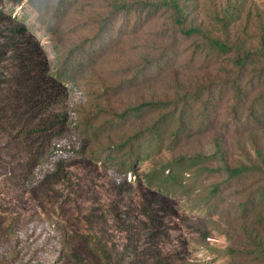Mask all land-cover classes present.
<instances>
[{
	"label": "rangeland",
	"instance_id": "374dc122",
	"mask_svg": "<svg viewBox=\"0 0 264 264\" xmlns=\"http://www.w3.org/2000/svg\"><path fill=\"white\" fill-rule=\"evenodd\" d=\"M17 1L0 0V264L251 263L231 250L247 238L241 230L264 238V224L253 226L264 212L263 183L250 175L227 181L214 142L219 140L231 167L264 159V77L257 78L264 65L247 69L240 82L244 102L235 118V71L228 62L234 55H214L204 45L194 52L181 38L171 45L164 14L150 24L144 15L137 20L119 14L107 24L115 33L112 47L95 65L60 79L53 56L62 62L101 41L98 23L108 18L112 0H77L63 9L49 0ZM248 6L254 17L226 31L210 27V38L233 44L241 38L246 48L256 49L264 32V0H250ZM161 53L168 65L131 87L143 55ZM200 89L198 98L191 95ZM143 102L155 107L99 131V124L116 122L126 108ZM178 110L189 136L167 138L131 173L117 163L105 169V156L113 157L127 138L145 136L152 123L179 125ZM82 121L91 127L86 130ZM64 141L81 147L85 158L47 169L43 160ZM175 163L167 193L156 183L165 180L162 169ZM31 176L40 178L37 185L28 183ZM257 192L261 207L243 217L242 203Z\"/></svg>",
	"mask_w": 264,
	"mask_h": 264
},
{
	"label": "trees",
	"instance_id": "16d2710c",
	"mask_svg": "<svg viewBox=\"0 0 264 264\" xmlns=\"http://www.w3.org/2000/svg\"><path fill=\"white\" fill-rule=\"evenodd\" d=\"M46 2V0H42ZM55 2V7L63 9L68 5L75 3L77 0H49ZM18 3L21 0L17 1ZM29 5L37 2V0H27ZM250 0H159L157 3L151 1H141L138 0L134 4L121 3L119 0H112L109 7H111V12L103 22L98 23V32H102L104 37L101 41H98L94 45L89 44L85 47L79 48V56L66 57L62 62L60 58L55 55L53 60L57 63L56 71L57 76L60 79L67 80L69 76L77 73L78 71L87 69L88 67L95 65L97 61L100 60L99 55H103L108 51L112 45L115 43V33L112 28L108 30V22H114L119 14H124L125 16L136 15L137 20L141 19L142 16H146L147 23H151L155 19H159V15H165L169 21L171 27V35H167L171 39V45L177 43V39H185L190 41L191 45L194 46V52H196L200 47L207 46L210 48L211 53L214 55H234L232 58L228 59L229 65L235 71L234 77L231 80V87L236 93L235 103L233 104L234 117L237 118L238 111L237 107L244 102L243 89L240 88V82L247 73L249 67H256L259 64L261 67L264 65V32L261 31L259 36V41L256 49L246 48L245 44L241 41V38H236L235 44L222 42L218 39L210 38L211 34L209 32L210 27H219V30L226 31L231 29L238 24L241 19L245 17H251L254 12L250 9L248 3ZM55 8V9H56ZM143 26L139 27L135 35H141V30ZM109 31V33H106ZM135 26L131 27V34L134 35ZM139 32V33H138ZM106 40V41H105ZM166 52H169L170 48H165ZM152 52V51H149ZM171 53V52H170ZM168 57L166 54L161 53L160 58L151 57L149 54L143 55L140 62L136 64L137 71L132 75L130 81H135L134 83L129 82L130 86L137 85L138 82L147 83V80L152 77V69L160 70V65H168ZM257 75L258 79L264 77V68ZM202 90H195L191 95L199 97ZM257 106V104H256ZM155 104L152 102H143L135 107L126 108L118 116L116 122L109 121L99 124L98 129L107 130L110 125L117 123V125L122 126L123 123L129 121L132 117H136L147 113L151 108L153 109ZM177 118L176 122L179 123L174 128L168 129L162 125V123H152L149 127L148 132L145 136L139 135L134 138H127L122 141L119 148H117V153L114 156L110 155L103 158V166L105 169H109L113 164H118L124 173H131L133 165L143 158L149 157V153H154L160 151L165 144L167 138L173 140L177 137H183L184 135H190V128L186 123H182L180 118L181 110L176 111ZM254 112L251 113V117L254 118ZM252 119V120H253ZM259 123V121L255 122ZM261 123V128L264 130V120ZM259 123V124H260ZM81 124L87 130L91 127V123L88 121H82ZM189 133V134H188ZM215 154L220 157L223 166V172L227 177V181H239L247 176L254 178V183H263L260 190L263 191L260 200L264 203V159L260 156V164L252 166H238L231 167L224 161V152L221 148L219 140H215ZM82 148L78 147L76 143L62 142L60 144H55L48 155L43 160L45 167L59 164L61 162L72 160V159H82L85 158ZM113 155V154H112ZM101 158V157H100ZM100 158L96 160L100 161ZM195 159L201 160L203 156H195ZM179 163L183 162L184 159L178 160ZM178 168V163L168 164L162 169V175L164 172L167 173L164 176L165 180L157 182L156 185L159 189L164 192H171V181L175 179V172ZM42 173V172H40ZM39 173V175H40ZM124 174V176H125ZM38 176H31L29 179V184L31 186L37 185L39 183ZM147 182L151 184L152 179L146 178ZM258 194L256 193L247 199L246 203H242L243 207L241 209L243 217L246 213H250L255 210L258 204ZM261 207V206H260ZM246 212V213H245ZM255 217V215H254ZM256 218V217H255ZM259 219V220H258ZM264 224V212L259 218L253 221V226L256 228L262 227ZM246 228V227H245ZM251 230H241L244 234L247 233V238H243V241L237 243L239 249L231 250V252H238L246 259H250L251 263L248 264H264V238H259L253 235ZM61 250L58 251V253Z\"/></svg>",
	"mask_w": 264,
	"mask_h": 264
}]
</instances>
